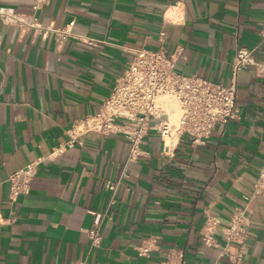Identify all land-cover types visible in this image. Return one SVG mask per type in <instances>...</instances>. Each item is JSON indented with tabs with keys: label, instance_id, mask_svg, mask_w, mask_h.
Wrapping results in <instances>:
<instances>
[{
	"label": "crops",
	"instance_id": "obj_1",
	"mask_svg": "<svg viewBox=\"0 0 264 264\" xmlns=\"http://www.w3.org/2000/svg\"><path fill=\"white\" fill-rule=\"evenodd\" d=\"M32 3L0 0L49 29L43 38L0 21V264H264V197L254 193L264 77L253 66L238 72L239 117L217 123L204 144L151 129L130 159L121 131L133 123L103 134L82 121L139 49H163L179 73L224 84L237 49L257 47L264 61V0H50L37 11ZM65 28L71 35L60 41ZM31 161L30 190L10 203L9 176ZM91 211L103 214L97 245ZM236 217L242 233L228 239ZM147 240L153 249L138 255Z\"/></svg>",
	"mask_w": 264,
	"mask_h": 264
},
{
	"label": "built area",
	"instance_id": "obj_2",
	"mask_svg": "<svg viewBox=\"0 0 264 264\" xmlns=\"http://www.w3.org/2000/svg\"><path fill=\"white\" fill-rule=\"evenodd\" d=\"M50 0H33L32 9L37 11L48 5ZM0 21L14 25L21 30H35L46 38L49 29L43 28L35 15L27 16L16 12L13 8L0 6ZM74 21L68 23L72 27ZM62 41L71 35L70 29L57 31ZM260 42H264V15L259 29ZM258 44V45H259ZM252 49H237L231 66L230 83L224 84L206 79L195 74L184 75L176 70L177 58L168 55L163 49L137 50L124 74L116 79L109 96L104 100L100 110L85 116L82 121L87 132L114 133L120 132L116 122L129 121L134 124L132 130L121 131L129 142V158L133 159L140 154V143L143 136L151 129L162 137L179 139L183 135L191 138L193 145L204 144L209 138L213 127L217 123H226L230 119L239 117L237 108V76L238 72L246 67L253 66L258 77H264V61H259ZM175 97L180 106L177 122L168 120L164 109L157 100L160 96ZM37 161L29 162L25 168L9 176V202L13 203L20 196L26 195L29 183L36 173ZM108 187L115 191L116 185ZM254 193L264 197V164L254 185ZM93 216L92 227L87 230L92 245L100 242L98 229L103 218L101 212L91 211ZM240 217L231 221L228 229V239L240 235ZM153 249L149 240L136 247L138 255L145 256ZM77 264H88L80 261Z\"/></svg>",
	"mask_w": 264,
	"mask_h": 264
},
{
	"label": "bare ground",
	"instance_id": "obj_3",
	"mask_svg": "<svg viewBox=\"0 0 264 264\" xmlns=\"http://www.w3.org/2000/svg\"><path fill=\"white\" fill-rule=\"evenodd\" d=\"M157 103L164 109V112L167 114V118L170 122H177L180 113V106L175 97L171 95H163L158 98ZM168 112L171 114L172 119L170 118ZM166 140L170 142V137L166 136Z\"/></svg>",
	"mask_w": 264,
	"mask_h": 264
}]
</instances>
